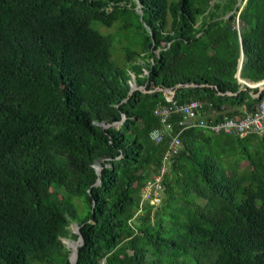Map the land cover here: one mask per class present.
Returning <instances> with one entry per match:
<instances>
[{
	"label": "trees",
	"instance_id": "trees-1",
	"mask_svg": "<svg viewBox=\"0 0 264 264\" xmlns=\"http://www.w3.org/2000/svg\"><path fill=\"white\" fill-rule=\"evenodd\" d=\"M241 6L0 0V264H71L74 222L76 264H264V133L185 130L162 204L142 203L171 139L151 136L160 104L202 99L222 118L264 99L247 84L264 80V0ZM132 16L144 36L124 71L93 23Z\"/></svg>",
	"mask_w": 264,
	"mask_h": 264
},
{
	"label": "built area",
	"instance_id": "built-area-1",
	"mask_svg": "<svg viewBox=\"0 0 264 264\" xmlns=\"http://www.w3.org/2000/svg\"><path fill=\"white\" fill-rule=\"evenodd\" d=\"M170 96L173 97L174 92H171ZM155 112L161 118L163 126L152 132V138L162 142L167 135L171 136L160 171L148 181L142 196V203L149 201L155 207L162 204L164 177L182 149V132L195 127H206L215 133H235L241 136L264 133V99L253 111H246L241 117L225 115L218 118V112L207 109V102L202 99H194L187 103L173 101L171 104H160ZM175 117L179 126L177 133H174Z\"/></svg>",
	"mask_w": 264,
	"mask_h": 264
},
{
	"label": "rangeland",
	"instance_id": "rangeland-1",
	"mask_svg": "<svg viewBox=\"0 0 264 264\" xmlns=\"http://www.w3.org/2000/svg\"><path fill=\"white\" fill-rule=\"evenodd\" d=\"M243 5L244 2L242 3V6ZM136 10L139 11L138 7ZM131 20L132 22L134 21V26L126 30H121V23L118 22H116L112 27H107L100 23H93V26L100 30L102 33L109 34L111 36L113 40V60L124 71H128V69L133 65V60H128L126 57V48H138L137 43L141 42V39L144 36V31L140 29L141 20H139L137 17L133 18V16ZM132 83H134V81ZM248 83L253 84L252 82ZM263 86L264 84L262 85V87ZM74 202L76 206L80 207L81 199L79 197H74Z\"/></svg>",
	"mask_w": 264,
	"mask_h": 264
},
{
	"label": "water",
	"instance_id": "water-1",
	"mask_svg": "<svg viewBox=\"0 0 264 264\" xmlns=\"http://www.w3.org/2000/svg\"><path fill=\"white\" fill-rule=\"evenodd\" d=\"M243 2L245 4L247 2V0H239V4H242ZM139 8H142V4H139ZM242 64H243V58L241 59V67H242ZM247 84L250 87H260L261 90L264 89V86L262 87V85L264 84V80L261 81V82H258V83H253V84L247 83ZM136 89H138V87H137V84L134 82V83H132L130 93H133V91L136 90ZM258 95L259 94L255 95V96H258ZM96 169H97L98 174L101 175L102 174V169H103L102 164L97 165ZM97 183L100 184L101 183V179H98ZM71 229H72V232L78 234V236H79L78 239L63 238V242L66 244L67 248H69L71 250V254H70L71 264H76L77 260H78L79 247L81 245H83L84 237H83V235L80 232V225H79L78 222H74L72 224V226H71Z\"/></svg>",
	"mask_w": 264,
	"mask_h": 264
}]
</instances>
